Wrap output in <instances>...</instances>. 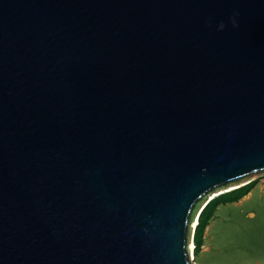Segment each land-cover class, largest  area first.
Wrapping results in <instances>:
<instances>
[{
    "label": "water",
    "instance_id": "95a60500",
    "mask_svg": "<svg viewBox=\"0 0 264 264\" xmlns=\"http://www.w3.org/2000/svg\"><path fill=\"white\" fill-rule=\"evenodd\" d=\"M260 173L264 0H0V264H192Z\"/></svg>",
    "mask_w": 264,
    "mask_h": 264
},
{
    "label": "rangeland",
    "instance_id": "374dc122",
    "mask_svg": "<svg viewBox=\"0 0 264 264\" xmlns=\"http://www.w3.org/2000/svg\"><path fill=\"white\" fill-rule=\"evenodd\" d=\"M249 180L245 200L218 208L192 264H264V173Z\"/></svg>",
    "mask_w": 264,
    "mask_h": 264
},
{
    "label": "trees",
    "instance_id": "16d2710c",
    "mask_svg": "<svg viewBox=\"0 0 264 264\" xmlns=\"http://www.w3.org/2000/svg\"><path fill=\"white\" fill-rule=\"evenodd\" d=\"M257 181H251L248 184L234 189L232 191L223 193L212 199L201 212L197 221V226L194 233V257L198 255L200 249L203 247L202 240L204 238L206 229L209 227L216 211L221 205L237 203L246 197L257 184Z\"/></svg>",
    "mask_w": 264,
    "mask_h": 264
},
{
    "label": "bare ground",
    "instance_id": "6f19581e",
    "mask_svg": "<svg viewBox=\"0 0 264 264\" xmlns=\"http://www.w3.org/2000/svg\"><path fill=\"white\" fill-rule=\"evenodd\" d=\"M237 188H239V187H233V188H230L229 190H225V191H222V192H216L215 195L212 196V198H211L210 200L214 199V197H216L217 195H220V194H223V193H226V192L232 191V190L237 189ZM197 221H198V218H197V220H196L195 223H194L195 228H196V226H197V224H198ZM193 249H194V243H193V241H192V243H191V245H190V250H189V257H190V260L194 262V259H193V252H194V251H193ZM194 258H195V257H194Z\"/></svg>",
    "mask_w": 264,
    "mask_h": 264
},
{
    "label": "crops",
    "instance_id": "0c3cea01",
    "mask_svg": "<svg viewBox=\"0 0 264 264\" xmlns=\"http://www.w3.org/2000/svg\"><path fill=\"white\" fill-rule=\"evenodd\" d=\"M245 199H246V197H244L241 201H243V200H245ZM208 228H209V227H208ZM208 228H207V229H208ZM204 237H205V235H204ZM204 247H205V246H203V249H204Z\"/></svg>",
    "mask_w": 264,
    "mask_h": 264
},
{
    "label": "built area",
    "instance_id": "2783aa9c",
    "mask_svg": "<svg viewBox=\"0 0 264 264\" xmlns=\"http://www.w3.org/2000/svg\"><path fill=\"white\" fill-rule=\"evenodd\" d=\"M194 240V239H193ZM194 242V241H193ZM194 249H195V247H194ZM192 263H193V261H191Z\"/></svg>",
    "mask_w": 264,
    "mask_h": 264
},
{
    "label": "clouds",
    "instance_id": "9594fccd",
    "mask_svg": "<svg viewBox=\"0 0 264 264\" xmlns=\"http://www.w3.org/2000/svg\"><path fill=\"white\" fill-rule=\"evenodd\" d=\"M194 243V242H193ZM194 247H195V245H194ZM194 253V252H193Z\"/></svg>",
    "mask_w": 264,
    "mask_h": 264
}]
</instances>
